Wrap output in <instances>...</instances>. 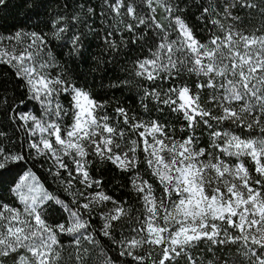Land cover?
Instances as JSON below:
<instances>
[{"label":"snow or ice","instance_id":"snow-or-ice-1","mask_svg":"<svg viewBox=\"0 0 264 264\" xmlns=\"http://www.w3.org/2000/svg\"><path fill=\"white\" fill-rule=\"evenodd\" d=\"M182 3L100 5L101 19L111 13L114 22L103 37L108 50L140 53L130 74L143 82V114L156 118L122 106L109 115L110 102L57 61L52 40L80 54L83 34L73 26L93 30L90 4L77 6L71 24L52 21L51 38L24 29L0 35V65L23 90L17 99L0 89V264H65L66 252L69 264H264V0H194L199 34ZM253 13L259 23L249 29ZM185 76L197 78L194 88L178 83ZM29 102L34 108L23 110ZM170 114L181 118L178 129L161 122ZM97 162L128 176L139 209L106 192L93 175Z\"/></svg>","mask_w":264,"mask_h":264},{"label":"trees","instance_id":"trees-1","mask_svg":"<svg viewBox=\"0 0 264 264\" xmlns=\"http://www.w3.org/2000/svg\"><path fill=\"white\" fill-rule=\"evenodd\" d=\"M203 2V0H202ZM90 4L96 10V15L88 19V25L93 29L89 31L82 24H75L73 31H78L83 34V46L80 50V54H71V44L64 40H52L51 48L54 55L57 57V61L67 67L70 70L71 76L75 78L78 85H84L90 88L96 99L107 100L110 102L107 109L109 115L113 114V110L117 106H122L130 110V113H135L138 116H142L143 119L156 118L160 114L153 112L151 117L143 114V110L140 107V85L143 83L140 78L134 77L130 74L133 60L140 55V53L134 49H124L122 46L117 51H109L107 45L104 42V35L107 30H111L110 25L114 26L111 13L101 19L100 12L102 11L100 5L102 0H8L7 7H0V35H9L19 29L26 31H43L49 33L51 38V24L60 16H66L69 18L71 24V16L80 4ZM194 0H184L181 7L187 6L186 18L190 26L199 34L200 29L203 27L201 22L197 20L200 15V9L193 6ZM243 14V13H242ZM166 14L162 9H157V20L167 26ZM127 22V21H126ZM259 23V18L256 13H253V19L251 21L245 20V25L248 28H252ZM69 37L72 32L67 34ZM127 36V34H124ZM121 33L119 31L114 33L113 38L117 41L120 40ZM207 33L200 35L199 38L205 39ZM127 53V54H126ZM147 55V52L144 53ZM55 74V73H53ZM127 80L128 84H123L120 87H110L113 84H120L121 81ZM197 82L195 76L183 77L178 83H187L193 86ZM21 83L16 77L14 70L6 65H0V89L6 91L8 97L15 95L17 99L22 97V89L18 87ZM167 86V85H165ZM207 92L201 96V102L207 98ZM38 108V105H35ZM34 108V104L29 102L27 108L23 110ZM0 119H3V114L0 113ZM180 119L175 114L165 115L162 119V123H168L176 128L180 124ZM6 122V121H5ZM70 123V121H68ZM123 127V125L121 124ZM10 136L13 135L12 127L6 129ZM22 134V133H21ZM16 137L13 136V139ZM142 158V154H141ZM146 166L141 165L140 170L145 179L152 180L150 173L145 171ZM37 174L42 178L47 176V173L37 166ZM93 175L98 176L103 181V187L109 195H114L117 200L128 201L134 208L139 209L140 204L135 199V193L131 191V185L127 175L118 170L110 162L99 163L94 166ZM49 181V187L55 188L56 185L52 182L51 177H47ZM154 187L157 185L154 184ZM5 203H15L11 200L10 195L7 192L3 194ZM157 195L159 190L157 187ZM111 207V205H109ZM137 212L133 213V216L137 215ZM61 219V213L59 210L55 212L54 222ZM69 252L65 253V264H69L68 256ZM111 255L115 256V253ZM202 259L204 257H201ZM120 259L119 264H122ZM130 259V258H128ZM7 264H13L11 260L7 261Z\"/></svg>","mask_w":264,"mask_h":264},{"label":"rangeland","instance_id":"rangeland-1","mask_svg":"<svg viewBox=\"0 0 264 264\" xmlns=\"http://www.w3.org/2000/svg\"><path fill=\"white\" fill-rule=\"evenodd\" d=\"M207 94V93H206ZM180 127V124H179V126L177 127V129ZM248 167L250 168V169H253V165L251 164V163H249L248 164Z\"/></svg>","mask_w":264,"mask_h":264}]
</instances>
